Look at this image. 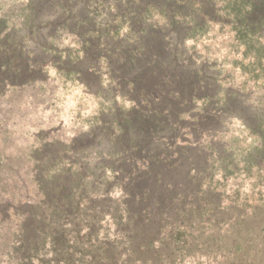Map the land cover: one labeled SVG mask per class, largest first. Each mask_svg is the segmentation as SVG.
<instances>
[{
  "label": "trees",
  "instance_id": "1",
  "mask_svg": "<svg viewBox=\"0 0 264 264\" xmlns=\"http://www.w3.org/2000/svg\"><path fill=\"white\" fill-rule=\"evenodd\" d=\"M211 3L214 2L33 0L20 36L1 53L8 54L6 60L13 66L8 63V78L0 80V84L9 82L13 88L34 82V75L43 74L48 63L55 65L58 72L75 75L79 71L70 69V59L66 70L60 58L37 59L35 55L53 53L55 40L70 36L81 51L96 52L88 56L94 63H88L86 71L95 74L100 60H104L115 92L132 102L133 114H126V120L117 123V133L108 135L111 146L103 154L113 173L104 193L113 185L121 190L126 225L132 228L123 238L128 259L134 264H173L175 259L170 256L179 252L178 243L189 254L191 244H197L196 234L225 224L232 226L229 234L235 239L232 246L225 247L234 252L230 264L248 260L247 252L255 245L260 247L264 264V213L257 218L262 220L259 232L250 228L253 235L247 243L251 245L243 246L245 223L238 214L246 217V210H238L240 206L233 201L222 207V192L212 185L214 166L222 179L238 175L240 167L233 145L220 138L226 130L219 109L214 115L207 113L208 106L219 102V93L212 88L217 80L206 74V66L198 64L196 54L186 44L199 33L208 34L209 25H218L220 31L232 26L236 37L264 43V0H250L242 6L235 3L236 8L225 12L223 5ZM30 42L35 49L27 48ZM6 67L7 63L1 64L0 70ZM77 76L88 82L81 73ZM197 100L203 102L204 108L200 116L192 119L189 116ZM259 103L254 108L233 107L249 135L257 139L256 150L246 153L242 164L243 171L256 170L258 183L264 174V101ZM221 107L232 108L226 101ZM83 176L87 177L85 173ZM260 181L264 188V180ZM62 182L55 183L49 202L67 216L78 185L67 187ZM81 192L89 197L86 194L90 193ZM257 207L264 209L263 204L256 203L250 215H257ZM250 223L246 221V225ZM149 249H154L155 258L143 254ZM214 250L217 249L211 247L206 252Z\"/></svg>",
  "mask_w": 264,
  "mask_h": 264
},
{
  "label": "rangeland",
  "instance_id": "2",
  "mask_svg": "<svg viewBox=\"0 0 264 264\" xmlns=\"http://www.w3.org/2000/svg\"><path fill=\"white\" fill-rule=\"evenodd\" d=\"M248 1L212 0L211 4L223 5L225 12L236 8L235 3L242 6ZM32 2L0 0V65L7 63L6 69L0 70L1 81L8 78L9 71L8 54L1 53L20 36ZM207 31L188 39L186 44L196 54L198 64L206 66V74L217 80L212 88L218 91L219 102L208 106L207 113L214 115L219 109L226 130L220 138L233 145L240 167L238 175L222 179L214 166L212 185L222 192V207L233 201L240 206L238 210H246V217L238 216L245 223L242 245L247 247L248 238L259 232L262 223L257 219L264 213L262 207L255 208L256 216L250 214L256 203L264 205L260 181L264 174L258 183L256 170L243 171L244 155L256 150L257 139L249 135L234 109L254 108L264 101V43L236 37L232 26L220 31L218 25H209ZM29 45L28 49L36 48L31 42ZM53 47V53L38 52L36 58H60L64 68L70 59V69H77L88 82L79 80L76 72L66 75L48 63L44 73L35 74L36 80L30 84L17 88L9 82L0 84V264H134L128 259L123 238L132 228L126 225L121 190L113 185L104 193L113 173L103 154L111 146L108 135L117 133V123L124 122L126 114H133V104L115 92L104 60H100L95 74L86 71L88 63H94L88 56L95 51H81L75 40L65 35L55 40ZM225 101L232 108L223 110ZM202 104L197 100L189 117L200 116ZM61 179L67 187L78 185L67 216L49 202L52 188ZM81 190L90 193L86 194L89 197ZM246 221L251 223L246 225ZM231 229L225 224L200 231L189 254L178 243L179 252L170 256L175 259L173 264H230L234 252L225 247L232 246L235 240L229 234ZM211 247L217 250L207 253ZM259 249L258 245L251 247L248 260L236 264H263ZM153 250L143 254L155 258Z\"/></svg>",
  "mask_w": 264,
  "mask_h": 264
}]
</instances>
